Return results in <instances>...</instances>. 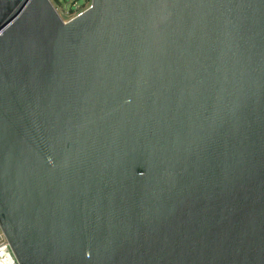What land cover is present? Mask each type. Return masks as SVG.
<instances>
[{
	"label": "water",
	"instance_id": "95a60500",
	"mask_svg": "<svg viewBox=\"0 0 264 264\" xmlns=\"http://www.w3.org/2000/svg\"><path fill=\"white\" fill-rule=\"evenodd\" d=\"M0 229L18 264H264V0H0Z\"/></svg>",
	"mask_w": 264,
	"mask_h": 264
},
{
	"label": "built area",
	"instance_id": "2783aa9c",
	"mask_svg": "<svg viewBox=\"0 0 264 264\" xmlns=\"http://www.w3.org/2000/svg\"><path fill=\"white\" fill-rule=\"evenodd\" d=\"M51 3H52V1H51ZM52 4H53L56 12L58 13L59 17L64 22H67L73 18V16H70V13L68 11L60 10L55 3H52ZM63 12H65L64 14H66V15L69 14V17L67 19L62 17ZM0 264H18L15 261V257H14L12 250H11V247H10L8 241L6 240L4 234L2 233L1 229H0Z\"/></svg>",
	"mask_w": 264,
	"mask_h": 264
},
{
	"label": "rangeland",
	"instance_id": "374dc122",
	"mask_svg": "<svg viewBox=\"0 0 264 264\" xmlns=\"http://www.w3.org/2000/svg\"><path fill=\"white\" fill-rule=\"evenodd\" d=\"M52 3H55L60 10L68 11L70 16H77L78 14L85 11L89 8L91 4V0H51ZM63 12V16L65 19L69 17V14L66 15Z\"/></svg>",
	"mask_w": 264,
	"mask_h": 264
}]
</instances>
